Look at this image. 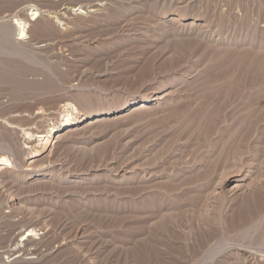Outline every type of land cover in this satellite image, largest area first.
<instances>
[{"label": "rangeland", "instance_id": "1", "mask_svg": "<svg viewBox=\"0 0 264 264\" xmlns=\"http://www.w3.org/2000/svg\"><path fill=\"white\" fill-rule=\"evenodd\" d=\"M116 1L103 0L110 10L94 24L84 15L49 20L62 7L91 0H0V35L12 15L27 12L30 19L33 5L43 12L18 51L10 47L17 44L15 31L9 41L0 36V156L10 157L12 170L24 176H0V264H240L234 258L241 250L250 263L264 264V0H133L129 7ZM184 7L182 23L208 26L209 40L148 30L154 18H178ZM125 17L144 37L122 34ZM67 27L83 37L71 47ZM155 82H161L156 92L172 96L130 113L125 107L143 100L151 92L144 87ZM74 91L84 97H73ZM66 97L82 113L123 109L121 117L100 118L52 159L33 165L23 128L59 123ZM37 113V124L28 122ZM107 163H127L123 169L133 178L120 180ZM143 165L150 166L144 176ZM226 167L224 175L262 180L239 197L208 203ZM29 223L48 233L39 246L30 245L39 252L31 261L12 251Z\"/></svg>", "mask_w": 264, "mask_h": 264}, {"label": "bare ground", "instance_id": "2", "mask_svg": "<svg viewBox=\"0 0 264 264\" xmlns=\"http://www.w3.org/2000/svg\"><path fill=\"white\" fill-rule=\"evenodd\" d=\"M25 1V0H24ZM109 1V0H108ZM136 1V0H135ZM135 1L133 0H125V5H127L128 7L131 6ZM144 1V0H143ZM154 1V0H153ZM92 4H88V5H69L67 7H62L61 9H59L58 12H54L53 16H49V20L51 19H55L56 22L60 23L63 19H68L67 18V15H70V16H75L76 18H78L79 16L81 15H84V16H88L90 18H93L94 19V24L96 23L95 20L97 18H102L105 16V12L106 11H109L110 10V7L108 6L109 4L107 3H104L103 0H91ZM90 2V3H91ZM111 3V6H116L115 2H117L116 0H110ZM79 3V2H78ZM164 4V3H162ZM173 4V3H171ZM23 5V4H22ZM183 6V5H181ZM185 6V5H184ZM133 7V6H132ZM153 7V6H152ZM164 7V6H163ZM135 8V7H134ZM24 9V8H23ZM140 9V8H139ZM153 9V8H152ZM152 9H149V10H152ZM22 10V9H21ZM155 10V9H154ZM186 10V8H180V11L179 13H182L179 15V17H172L170 18L168 21H161V18L158 17V18H154L152 21H150V26H148V30L149 31H155V29H158L159 31L162 32V34H168L172 37H181V36H191V35H196L198 37H202L203 39L204 38H207L209 40V38L207 37L209 34V30H208V26L206 25H198L195 23V21H191L190 23H182V15L184 13V11ZM28 11V10H27ZM125 11V10H124ZM18 12V10H17ZM22 12V11H21ZM45 12V11H44ZM120 12V11H119ZM144 12V11H143ZM42 13L41 12V7L38 8L36 5H33V9H32V13L30 14V19H29V15H27V12L26 14H22V16L18 17V16H15L16 18H14V16L12 17L11 16V19L9 20L10 23L8 26L2 28V31H1V35L2 37L6 40V41H9L10 38H11V35L13 34V31L16 32V38L14 39L17 44H14L13 46H10L11 47V50L12 51H16L17 49H19L18 46H22L23 45V42L22 40H25L27 39L29 36H28V29L30 26H36L37 24H39L40 22V19L42 18ZM124 13V12H123ZM154 13V12H153ZM188 13V12H187ZM141 14V13H140ZM156 14V12H155ZM104 15V16H103ZM122 15V14H121ZM195 15V14H194ZM131 16V15H130ZM129 16V17H130ZM139 16V15H138ZM147 16V15H146ZM75 18V19H76ZM169 18V17H168ZM71 19V18H70ZM79 19V18H78ZM88 19V18H87ZM114 19V18H113ZM116 19V18H115ZM129 19V18H128ZM128 19L125 17L123 18V20L121 21V29L123 30L122 31V34L124 32H129V30H133V31H136L138 32V34H132V35H135L138 39V38H142L144 37L143 34H146V31L143 32V29H140L139 27L137 28L133 22H131L130 20L128 21ZM73 20V19H72ZM33 23L31 25H29L28 23L29 22H32ZM83 21V20H82ZM98 21V20H97ZM67 22L69 21H66V25H67ZM110 22V21H109ZM208 22V21H207ZM114 23V22H113ZM3 24V23H1ZM64 24V25H65ZM69 24V23H68ZM72 24V23H71ZM74 24V23H73ZM117 24V23H116ZM210 24V22H209ZM99 25V24H98ZM57 26V25H56ZM59 26V25H58ZM69 26V25H68ZM80 26V25H79ZM89 26V25H88ZM108 26V25H107ZM119 26V25H118ZM2 27V26H1ZM70 27V26H69ZM131 27V29H129ZM32 28V27H31ZM68 28V27H67ZM81 28V27H80ZM136 28V29H135ZM42 29V28H41ZM64 29V28H63ZM66 29V28H65ZM69 29V28H68ZM98 29V28H97ZM95 29V30H97ZM120 29V30H121ZM40 30V29H39ZM66 38H68V40L66 41V43L71 47V46H74V42L75 40H79L81 38H83L78 32H75L76 30H74V28H70L69 30H66ZM65 31H63L64 33ZM121 32V31H120ZM158 32V31H157ZM61 33V32H60ZM150 33V32H149ZM148 33V34H149ZM128 34V33H127ZM153 34V33H152ZM155 34V33H154ZM0 35V36H1ZM129 35V34H128ZM116 36V35H115ZM149 36V35H147ZM64 37V36H63ZM87 37V36H86ZM122 37V36H121ZM153 37V36H152ZM89 38V37H88ZM110 38V37H109ZM114 38V37H113ZM124 38V37H123ZM149 38V37H148ZM163 38V37H162ZM167 38V37H166ZM187 38V37H186ZM112 39V38H111ZM131 39V38H130ZM168 39V38H167ZM171 39V38H170ZM177 39V38H176ZM211 39V38H210ZM104 40V39H103ZM106 40V39H105ZM104 40V43H106V41ZM125 40V39H124ZM146 40V39H145ZM217 40V39H216ZM82 41V40H80ZM127 41V40H126ZM154 41V40H153ZM165 41V40H164ZM169 41V40H168ZM184 41V40H183ZM11 42V41H10ZM9 42V43H10ZM22 42V43H21ZM103 42V41H101ZM101 42L98 40L96 43V46L97 45H100ZM156 42V41H155ZM185 42V41H184ZM79 43V42H78ZM200 43V42H199ZM11 44V43H10ZM88 44V43H87ZM92 44V43H91ZM128 44V43H127ZM145 44V43H144ZM155 44V43H154ZM161 44V43H160ZM165 44V43H164ZM106 45V44H105ZM108 45V44H107ZM86 46V45H84ZM88 46V45H87ZM92 46V45H91ZM95 46V47H96ZM124 46V45H123ZM18 47V48H17ZM43 47L42 45L38 46L37 48H41ZM85 48V47H84ZM200 48V47H199ZM97 49V48H96ZM151 49V48H150ZM149 49V50H150ZM157 49V48H155ZM161 49V48H160ZM204 49V48H203ZM64 50V49H63ZM18 51V50H17ZM157 51V50H156ZM163 51V49H162ZM161 51V53H162ZM168 51V49H167ZM128 53V52H127ZM146 53V52H145ZM144 53V54H145ZM159 53V51H158ZM173 53V52H172ZM224 53V52H222ZM129 54V53H128ZM137 54V53H136ZM143 54V53H142ZM167 54V53H166ZM152 55V54H151ZM172 55V54H171ZM174 55V54H173ZM153 56V55H152ZM169 56V55H168ZM176 56V54H175ZM29 57V56H28ZM121 57V56H119ZM162 58V57H161ZM167 58V57H165ZM174 58V57H173ZM120 59V58H118ZM132 59V58H131ZM140 59V58H139ZM31 60V59H30ZM117 60V59H116ZM124 60V59H123ZM127 60V59H126ZM143 60V59H142ZM148 60V59H147ZM38 61V60H37ZM139 61V60H138ZM175 61V60H174ZM112 63V62H111ZM188 63V62H187ZM186 63V64H187ZM158 64V63H157ZM185 65V64H184ZM109 66V65H108ZM182 66V65H181ZM186 66V65H185ZM106 67V66H105ZM110 67V66H109ZM189 67V66H188ZM187 67V68H188ZM164 68V67H163ZM156 69V68H155ZM172 69V67L170 68ZM182 69V68H181ZM192 69V68H191ZM153 70V69H152ZM190 70V68H189ZM84 71V70H83ZM181 71V70H180ZM179 72V71H178ZM83 73V72H82ZM104 74V73H103ZM152 74V72H151ZM74 75V74H73ZM91 75V74H90ZM105 75V74H104ZM167 75V74H166ZM180 75V74H179ZM98 76V75H97ZM107 76V75H106ZM186 76V75H185ZM184 77V76H183ZM187 77V76H186ZM76 78V77H75ZM84 77H79V79H77L80 82H82V79ZM159 78V77H158ZM182 78V77H181ZM93 80V79H92ZM108 80V79H107ZM94 81V80H93ZM157 81V80H156ZM176 81V80H175ZM166 82V81H165ZM161 84V82H159ZM158 82L156 83H149L147 87H144V90H151V92L148 94V95H143V100H140V101H137L135 102H132L130 103L129 105H127L125 108L127 107H131L130 110V113L132 114H137V113H141L143 112L146 108H147V104L148 103H151L153 101H164L166 100L167 97H169L171 94L167 93V92H156L157 90V85L159 84ZM182 83V82H181ZM178 84V83H177ZM74 85V84H73ZM73 87V86H72ZM81 88H83L84 86H80ZM96 87V86H95ZM87 88V87H86ZM92 88V86H91ZM72 89V88H71ZM85 91V90H84ZM97 91V90H96ZM103 91V90H101ZM75 92V91H74ZM73 92V93H74ZM147 92V91H146ZM76 94H73V97H77L78 99L79 98H82L84 97L82 95V93L80 92H75ZM139 94V93H138ZM169 95V96H168ZM180 95V94H179ZM71 96V95H70ZM87 96V95H86ZM85 96V97H86ZM134 96V95H133ZM172 96V95H171ZM180 97V96H179ZM87 99V98H86ZM171 99V98H170ZM76 100V99H75ZM82 99H80L81 101ZM174 100V99H173ZM82 102H84L82 100ZM166 102V101H165ZM60 107L63 111H66L65 114H63V117L61 119V121L59 123H56V124H53L52 126L50 124H48L46 126V128H42L39 130L38 127H36V130L34 129V131H32L33 128H28V129H25L23 128V131H24V137L22 139H24V141H27L25 142V144H27V147H25L24 149H31V151H34V155L31 157V158H35L33 161H31V163L33 162V165H35L36 163H41L42 161H47L48 159H52L53 158V155H54V152L56 149L62 147L63 145H66L68 143H70V140L71 137L73 138L74 135L80 133L81 131H84L85 129L89 128L91 125H95L98 121H100L101 119L100 118H108L109 116H114L113 118L114 119H118L121 117V114H117L119 113L120 111H122L123 109L121 110H118V111H111L110 110H106L105 112L102 113V111H96L95 115H89L90 113L89 112H83L82 113V110H80L78 107H76L77 105V102H76V105L74 103V99H71V97H66V98H62L60 100ZM165 104V103H164ZM184 104V103H183ZM108 105V104H107ZM157 105V104H156ZM181 105V104H180ZM185 105V104H184ZM113 106V105H112ZM188 106V105H187ZM59 107V108H60ZM102 107V106H101ZM182 107V106H181ZM184 107V106H183ZM186 107V106H185ZM191 107V106H190ZM99 108V107H98ZM106 108V107H105ZM124 108V109H125ZM151 108V107H150ZM47 109V108H46ZM181 110V109H180ZM186 110V109H185ZM184 111V110H183ZM42 113V112H40ZM123 113V112H122ZM17 114V113H16ZM116 114V115H115ZM38 113L36 114V116H34L32 118V116H30L32 119H30L28 122L30 123H35L37 124V120L39 119V117L37 116ZM15 117V116H14ZM42 118V117H40ZM112 119V118H111ZM123 119V118H121ZM24 121V120H23ZM108 121V120H107ZM58 122V121H57ZM88 122V123H87ZM21 123V122H20ZM43 124V122H42ZM51 126V127H50ZM97 126V125H96ZM88 130V129H87ZM86 131V130H85ZM82 136V135H81ZM232 136V134H231ZM230 136V137H231ZM229 137V136H228ZM76 139V138H74ZM262 140V139H261ZM73 142V141H72ZM24 143V142H23ZM11 146V144H10ZM9 146V147H10ZM145 146V145H144ZM148 146V145H147ZM151 146V145H149ZM212 147V146H211ZM145 148V147H144ZM10 150L13 151L12 148H8ZM15 149V148H14ZM23 149V152L25 151ZM146 149V148H145ZM148 150V149H147ZM11 151V152H12ZM19 151V150H18ZM23 152H20L18 153L17 155H22ZM14 153V151L12 152ZM144 153V152H143ZM214 153V152H213ZM126 154V153H125ZM145 155V154H144ZM143 155V156H144ZM157 155V154H156ZM209 155V154H208ZM42 156V157H41ZM178 156V155H177ZM153 157V156H152ZM157 157V156H156ZM161 157V155H160ZM216 157V156H215ZM132 159V158H131ZM170 159V158H169ZM216 159V158H215ZM234 159V158H233ZM48 160V161H49ZM122 160V159H121ZM124 160V158H123ZM147 160V159H146ZM151 160V159H150ZM157 160V159H156ZM161 160V159H160ZM163 160V159H162ZM178 160V159H177ZM242 160V159H241ZM248 160V159H247ZM19 161V160H18ZM118 161V159L116 160ZM133 161V160H132ZM148 161V160H147ZM153 161V160H151ZM155 161V160H154ZM20 165L19 166H22L23 164V161H20ZM111 162V161H110ZM128 162V161H127ZM131 162V160L129 161V163ZM168 162V161H167ZM186 162V161H185ZM225 162V161H224ZM19 163V162H18ZM31 163L28 164V166L32 165ZM35 163V164H34ZM146 163V162H144ZM148 163V162H147ZM150 163V162H149ZM155 163V162H154ZM153 163V164H154ZM193 163V162H192ZM196 163V162H195ZM210 163V161H209ZM207 163V164H209ZM229 163V162H228ZM244 163V162H243ZM249 163V161H248ZM62 164V163H61ZM125 165L127 163H124ZM124 164L122 166H115L113 164H106L105 165V168H108V170H110V172H114L113 175L115 176H118V178L122 181H127L129 179H132L133 176L132 174L128 177L126 176V169L124 167ZM181 164V162H180ZM190 164V163H189ZM203 164V163H202ZM231 164V163H230ZM233 164V163H232ZM241 164V163H240ZM245 164V163H244ZM72 165V164H71ZM102 165V164H101ZM130 165V164H129ZM132 165V164H131ZM150 165V164H148ZM158 165V163H157ZM229 165V164H228ZM63 166H65L63 164ZM100 166V165H99ZM99 166H97L96 168H99ZM190 166V165H189ZM193 166V165H192ZM246 166V164H245ZM248 166V165H247ZM14 167V164L13 162L11 161L10 157L8 156H5V155H2L0 156V176H5L7 178L11 177V176H19L21 179H23V175H21L22 173L20 172H15L12 170V168ZM16 167V166H15ZM14 167V168H15ZM125 167H128V166H125ZM149 169L150 166H144L143 165V176L145 175V172H146V169ZM156 167V166H155ZM160 167V166H159ZM164 167V166H163ZM62 168V167H60ZM67 168V167H66ZM65 168V169H66ZM91 168V167H90ZM130 168V167H129ZM134 168V167H133ZM136 168H137V165H136ZM139 168V167H138ZM172 168V167H171ZM191 168V167H190ZM206 168V167H205ZM229 168V167H228ZM240 168V166H239ZM243 168V167H242ZM249 168V167H248ZM30 169V168H29ZM68 169V168H67ZM93 169V168H92ZM104 169V168H103ZM156 169V168H155ZM154 169V170H155ZM181 169V168H180ZM204 169V168H203ZM223 169V168H222ZM230 169V168H229ZM238 169V167H237ZM64 170V169H63ZM128 170V169H127ZM136 170V169H135ZM172 170V169H170ZM169 170V171H170ZM221 170V169H220ZM225 170V169H224ZM227 167H226V171L223 172V175H221V177L216 181L214 182V186L212 187L213 190L211 193L208 194V198H207V201L208 203H210L209 199H211L212 201L213 200H217L218 198H221V197H227V198H235V197H239L240 195L244 194L245 192L248 193V190H250V188H252L254 185H257L258 182L260 183V181H258V179H261V177L257 178V177H254V178H251V179H248L246 175H243V174H238L235 176H228L230 173H228V175H224V173H227ZM234 170V169H232ZM260 170V169H259ZM258 170V171H259ZM25 171V170H24ZM54 171V170H53ZM133 171V170H132ZM153 171V169H152ZM159 171V170H158ZM175 171V170H174ZM186 171V170H185ZM189 171V170H188ZM196 171V170H195ZM230 170H228L229 172ZM239 171V170H238ZM242 171V170H241ZM240 171V172H241ZM23 172V171H22ZM98 172V171H97ZM131 172V171H130ZM247 172V171H246ZM249 172V170H248ZM254 172V171H252ZM129 173V171H128ZM137 173V172H136ZM159 173V172H158ZM172 173H173V170H172ZM264 173V172H263ZM88 174V173H87ZM147 174V173H146ZM151 174V173H150ZM161 174V173H160ZM159 174V175H160ZM169 174V173H168ZM218 174V173H217ZM232 174V173H231ZM138 175V174H137ZM154 175V174H152ZM170 175V174H169ZM258 175V174H257ZM259 175H260V172H259ZM40 176H46L45 174H40ZM156 176V175H155ZM255 176V175H254ZM38 177V176H37ZM94 177V176H93ZM149 178V177H148ZM162 178V177H161ZM248 181H247V179ZM263 178V177H262ZM144 179V178H143ZM195 179V178H194ZM107 180V179H106ZM141 180V179H140ZM154 180V179H153ZM262 180V179H261ZM112 181H116L118 182L119 180L118 179H115V180H112ZM139 181V180H138ZM142 181V180H141ZM145 181V180H144ZM161 181V180H160ZM172 181V180H171ZM40 182V181H39ZM135 182V181H134ZM44 183V181H43ZM13 184V183H12ZM11 184V186H12ZM109 184V183H107ZM115 184H118V183H115ZM134 184V183H133ZM136 184V183H135ZM164 184V183H162ZM169 184V183H168ZM167 184V185H168ZM201 184V183H200ZM74 185V184H73ZM128 185H129V182H128ZM139 185V184H138ZM137 185V186H138ZM206 185V184H205ZM209 185V184H208ZM108 186V185H107ZM118 186V185H117ZM201 186V185H200ZM13 187V186H12ZM134 187V186H133ZM140 187V186H139ZM164 187V185H163ZM185 187V186H184ZM120 188V187H119ZM162 188V187H161ZM207 188V187H206ZM6 189V188H5ZM129 189V188H128ZM171 189V188H169ZM204 189V188H203ZM202 189V190H203ZM7 190V189H6ZM164 190V189H163ZM209 191V190H208ZM163 192V191H162ZM148 193V192H147ZM152 193V192H151ZM169 193V192H168ZM174 193V192H173ZM197 193V192H196ZM200 193V192H199ZM8 194V193H7ZM37 194V193H36ZM193 194V193H191ZM172 195V194H171ZM170 195V196H171ZM175 195V193H174ZM178 195V194H177ZM190 195V194H189ZM201 195V194H200ZM145 197V195H144ZM97 198V197H96ZM150 198V197H148ZM160 198V197H159ZM176 198V197H175ZM182 198V197H181ZM180 198V199H181ZM135 199V198H134ZM138 199V198H137ZM161 199V198H160ZM164 199V198H163ZM29 200V199H28ZM173 200V199H172ZM177 200V199H176ZM219 200V199H218ZM217 200V201H218ZM225 200V199H223ZM231 200V199H230ZM11 201V200H10ZM33 201V200H32ZM96 201V200H95ZM150 201V200H149ZM233 201V200H232ZM241 201V200H240ZM26 202V201H25ZM109 202V201H108ZM162 202V201H161ZM169 202V201H168ZM176 202V201H175ZM178 202V201H177ZM180 202H183V201H180ZM203 202V201H202ZM19 203V202H17ZM136 203V202H135ZM151 203V202H150ZM172 203V202H171ZM214 203V202H213ZM212 203V204H213ZM7 204V203H6ZM16 203L15 202H11V206H14ZM165 204V203H164ZM180 204V203H178ZM177 204V205H178ZM207 204V203H206ZM217 205H219L218 203H216ZM222 204V203H220ZM9 205V204H8ZM154 205V204H153ZM152 205V206H153ZM210 205V204H209ZM244 205V204H243ZM8 207V206H7ZM166 207V206H165ZM200 207V206H199ZM198 207V208H199ZM204 207H206V205H204ZM155 208V207H154ZM14 209V207H13ZM12 209V210H13ZM208 209V208H207ZM211 209V208H210ZM27 210V209H26ZM31 210V209H30ZM159 210V209H158ZM165 210V209H164ZM209 210V209H208ZM29 211V209H28ZM140 211V210H139ZM154 211V210H153ZM162 211V209H160V212ZM171 211V210H170ZM173 211V210H172ZM205 211V208L204 210H202V212ZM217 211V210H216ZM237 211V210H236ZM123 212V211H122ZM13 213V212H12ZM162 213V212H161ZM200 213V212H199ZM212 213V212H211ZM210 213V214H211ZM225 213V212H224ZM160 214V213H159ZM164 214V213H163ZM162 214V215H163ZM166 214V213H165ZM206 215H208L207 213H205ZM203 216V218H205V216ZM170 216V215H168ZM223 216V214H222ZM202 217V216H201ZM200 216L198 218H201ZM209 217V216H207ZM159 219V218H158ZM167 220V219H166ZM203 220V219H202ZM201 220V221H202ZM24 221V220H23ZM149 223V221H148ZM165 223V222H164ZM199 223V222H198ZM202 223H204L202 221ZM163 224V223H162ZM201 224V223H200ZM199 224V225H200ZM203 225V224H202ZM37 225L33 224V223H29L27 224V226H25L24 228L25 229V232L24 234L26 233V238L22 241V243L19 245L16 244L17 246L15 248L12 249V251H15V252H20L22 253L24 256H25V259L26 260H34L35 258V255L38 252V250L36 248H30V245H33V246H39V244L41 242H43L42 240H44L45 237H47L48 233H46L45 231H42L40 229H37L36 228ZM188 226V225H187ZM197 228V227H196ZM188 229V228H187ZM196 231V230H195ZM198 231V230H197ZM187 232V231H186ZM189 232V231H188ZM187 232V233H188ZM79 233L76 231V234ZM23 234V235H24ZM74 234V235H76ZM14 235V234H13ZM73 235V237L75 238V236ZM77 236V235H76ZM22 237V236H20ZM63 239V238H62ZM73 240V239H72ZM15 244V243H14ZM9 245V244H8ZM7 245V246H8ZM32 247V246H31ZM60 247V246H59ZM56 248V247H55ZM6 249V248H5ZM39 249V248H38ZM53 249V248H52ZM1 250V249H0ZM3 251V250H2ZM5 253V252H4ZM41 253V252H40ZM205 253V252H204ZM238 256L236 258H234V260H236L237 262L240 261L241 263L240 264H252L250 263V261L248 260V257L249 255L246 254L245 251H240L237 253ZM5 255V254H4ZM12 255V254H11ZM22 255V256H23ZM43 255V253H42ZM17 256V255H16ZM41 256V255H39ZM263 256V255H262ZM19 258V257H18ZM254 259V258H253ZM36 260V259H35ZM256 260V259H255ZM254 260V261H255ZM13 261V260H12ZM11 262V261H10ZM233 264H236L235 261Z\"/></svg>", "mask_w": 264, "mask_h": 264}, {"label": "built area", "instance_id": "3", "mask_svg": "<svg viewBox=\"0 0 264 264\" xmlns=\"http://www.w3.org/2000/svg\"><path fill=\"white\" fill-rule=\"evenodd\" d=\"M14 258H15V255H11V254H9L8 256L5 257V260H6L7 262H10V261H12Z\"/></svg>", "mask_w": 264, "mask_h": 264}]
</instances>
